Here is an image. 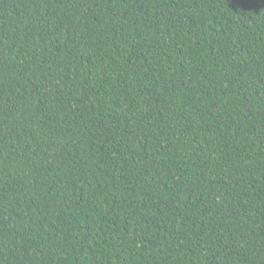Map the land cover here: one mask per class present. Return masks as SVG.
Masks as SVG:
<instances>
[{
  "label": "trees",
  "instance_id": "trees-1",
  "mask_svg": "<svg viewBox=\"0 0 264 264\" xmlns=\"http://www.w3.org/2000/svg\"><path fill=\"white\" fill-rule=\"evenodd\" d=\"M0 264H264V0H0Z\"/></svg>",
  "mask_w": 264,
  "mask_h": 264
}]
</instances>
